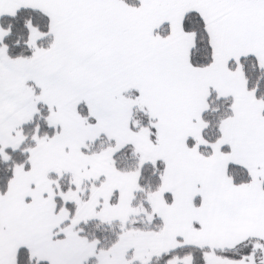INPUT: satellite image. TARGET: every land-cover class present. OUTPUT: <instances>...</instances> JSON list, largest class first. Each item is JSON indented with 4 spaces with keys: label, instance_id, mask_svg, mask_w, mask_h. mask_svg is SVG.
<instances>
[{
    "label": "snow or ice",
    "instance_id": "6c2138e0",
    "mask_svg": "<svg viewBox=\"0 0 264 264\" xmlns=\"http://www.w3.org/2000/svg\"><path fill=\"white\" fill-rule=\"evenodd\" d=\"M0 264H264V0H0Z\"/></svg>",
    "mask_w": 264,
    "mask_h": 264
}]
</instances>
